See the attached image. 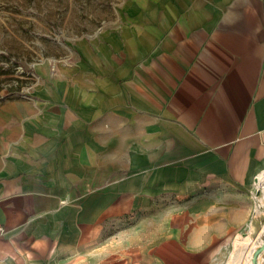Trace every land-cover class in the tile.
Here are the masks:
<instances>
[{"label": "crops", "instance_id": "0c3cea01", "mask_svg": "<svg viewBox=\"0 0 264 264\" xmlns=\"http://www.w3.org/2000/svg\"><path fill=\"white\" fill-rule=\"evenodd\" d=\"M0 101V264H226L264 171V0H127Z\"/></svg>", "mask_w": 264, "mask_h": 264}, {"label": "rangeland", "instance_id": "374dc122", "mask_svg": "<svg viewBox=\"0 0 264 264\" xmlns=\"http://www.w3.org/2000/svg\"><path fill=\"white\" fill-rule=\"evenodd\" d=\"M125 1L0 0V101L31 94L38 64L68 59L79 39L117 28ZM251 189V226L239 234L248 244L236 264H264V193L256 181Z\"/></svg>", "mask_w": 264, "mask_h": 264}, {"label": "bare ground", "instance_id": "6f19581e", "mask_svg": "<svg viewBox=\"0 0 264 264\" xmlns=\"http://www.w3.org/2000/svg\"><path fill=\"white\" fill-rule=\"evenodd\" d=\"M256 183H257V186L259 187H262V191L264 193V171L262 170L258 175H257V178H256ZM261 200H264V194L263 196L261 197ZM246 244H248L240 235H238L236 238H235V242H234V251L233 253L235 252L234 254V258L232 259L231 264H236L237 263V259L240 258L241 259V256L244 252V248L246 246ZM228 261V262H229ZM252 262V264H254V262L252 260H250Z\"/></svg>", "mask_w": 264, "mask_h": 264}]
</instances>
